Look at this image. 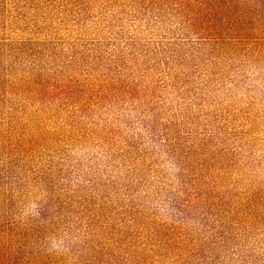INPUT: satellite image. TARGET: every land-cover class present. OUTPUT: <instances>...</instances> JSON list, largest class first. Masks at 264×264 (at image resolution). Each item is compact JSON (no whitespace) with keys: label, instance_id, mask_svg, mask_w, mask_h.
<instances>
[{"label":"rangeland","instance_id":"1","mask_svg":"<svg viewBox=\"0 0 264 264\" xmlns=\"http://www.w3.org/2000/svg\"><path fill=\"white\" fill-rule=\"evenodd\" d=\"M0 264H264V0H0Z\"/></svg>","mask_w":264,"mask_h":264}]
</instances>
